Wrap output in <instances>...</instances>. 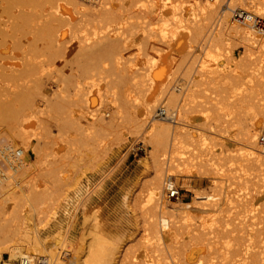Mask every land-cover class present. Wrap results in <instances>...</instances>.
Instances as JSON below:
<instances>
[{
	"label": "bare ground",
	"instance_id": "bare-ground-1",
	"mask_svg": "<svg viewBox=\"0 0 264 264\" xmlns=\"http://www.w3.org/2000/svg\"><path fill=\"white\" fill-rule=\"evenodd\" d=\"M238 7L246 9V15L237 17L236 13H244L237 12ZM181 12L189 16L187 22H184L185 25L182 15L178 16ZM167 16L173 17V22L169 17L173 25L178 23L172 27L175 29H172L173 31L178 27L184 30L193 28V32L189 30L187 33L185 41L196 44L202 41V51L207 56L203 60L199 58L197 61L200 63H194L193 66L191 64L194 61L188 63L192 67L199 65L194 67L193 71L196 73L193 75H209L205 78V84L217 79L212 90L220 91L227 87L225 92L228 94L226 101H229V105L222 106L226 111L220 112L223 109H217L223 104L220 99L221 104L216 105L210 115V121L213 123L209 121L203 126L205 129L211 128L212 125V128L217 127L220 130L227 128L231 132L237 131L239 137L233 135L232 137H236L231 139L228 145L219 142L216 145L218 138H214V141L213 136H209L210 133L205 129L198 130L199 133H194L191 127L186 129L188 126L184 121L187 116L185 107L189 96L184 95L183 90L184 86H187L184 83L185 77L190 78V74H187L188 68L184 69L188 64L183 66L181 77H176L171 83L173 80L170 79L175 77L172 75L177 72L178 66L182 67L184 64L179 59L182 56L178 57L179 65L174 66V71L172 65L175 58L172 56L174 59H167L164 67L166 70L162 71V75L159 74L160 77L157 76L156 80L149 81L150 68L160 65L157 53H162L168 48H162V51L161 48L160 51L157 49L158 52H154L152 56L146 55L149 67L143 74L144 79L135 81L131 75L132 83L127 86L136 96L127 97L124 102L122 98L119 101L116 93L112 92L106 97V94L103 96L104 92L100 94L101 90L96 89L99 91V104L106 105L104 114L111 115L110 120L108 118L107 122L104 121V117L97 115L99 106H96V111H92L93 107L91 112L85 114L87 127L83 128L81 125L84 130L77 134L81 136V140L80 136H77L79 140L70 137L76 143L92 141L93 145L96 144L98 132V135L100 132L112 134L115 142L125 140L127 135L141 138L139 141H143L147 146L145 172L140 175V180L138 179L142 181L140 192L143 193L135 194L130 201L137 209L141 201L136 203L143 199L138 208L141 209L142 216L144 214L141 220L143 224L140 222L141 228L136 224L137 228L126 236L121 232L112 235L101 233L96 224L89 225L81 234L79 232L80 238H68V231L74 228L75 214L80 208H85L84 197L90 192L86 189L81 192V186L73 183L77 187L73 196L67 198V191L60 188L58 180H65L63 169H67V141H70L67 135L80 125V117L84 114L80 109L84 105V110L88 108L86 105L90 100L91 89L97 88V74L108 72L113 77L116 75L113 73H118L120 81L123 82L129 78L125 71L132 67L124 65L127 55L124 57L123 52L126 46L123 45V48L120 43L135 42L134 50L142 53V48L148 43L145 38L150 37L149 33H143L145 30H142L147 28L146 30L150 31V24L160 20L169 23L165 18ZM165 25L167 27L170 24ZM188 25L191 27H186ZM115 28L119 31L112 32ZM163 29L167 33V28ZM162 35L163 33L160 37ZM229 39H239L245 43L242 46L246 54L241 52L244 57L234 63L235 65H232L230 60L229 65L221 58L209 56L214 50L222 48V45L227 49H224L225 53H228ZM164 44L165 42L162 45ZM153 47L152 50L155 49ZM148 49L150 51L149 46ZM256 52H260L259 56L262 58L264 0H0V257L7 253L12 260L26 257L33 262L38 260V264H159L158 256L167 255L172 260L176 259L174 264H188L183 263L184 259H179L180 255V258L185 256L186 245L198 250L199 260L204 256L205 260L207 256L206 260L213 259L214 264H264V233L261 234L264 228V55L262 59H257L254 54ZM251 55L255 57L251 58ZM171 69L174 72L171 73ZM191 69L190 67V73ZM103 74L105 77L106 73ZM107 78L105 82L110 79ZM198 78H190V81L195 85L201 77ZM115 81L113 83L110 79L107 83L125 86L123 82L120 84ZM105 82L104 87H109ZM154 82L157 85H153ZM49 83H54L53 91H49ZM208 89L203 88V91ZM106 90L104 91L107 92ZM116 90L118 91L117 88ZM193 91L191 95L194 94ZM222 92L223 90L215 94L222 95ZM196 93L198 94V91ZM120 94L118 96L122 97ZM224 98L226 99V96H223ZM217 99L218 97L216 100L212 97L215 102ZM242 107L254 112L251 114L259 118V125L249 119L246 111L244 115L240 113ZM204 109L206 110V107ZM237 109L240 110L238 113ZM205 110L203 112L202 109V112L205 113ZM193 111L195 108H192ZM156 117H165L167 120H158ZM83 119L85 121L84 117ZM91 125H94L96 130L89 133L87 130ZM76 133H72V136H76ZM102 137L105 138L103 135ZM181 142L185 146L184 149H189L192 154L197 150L200 155L195 156V160H188L185 154V157L183 154H175L174 149L176 151L178 147L180 150L181 144L178 145ZM108 145L106 147L109 148L110 144ZM97 146L99 151L102 146ZM90 147L87 149L88 153L92 152ZM214 147L215 151L212 149ZM103 148L101 152H104ZM29 151L34 157L32 162ZM202 152L205 156L208 155V159L199 158ZM227 159L236 163L237 167L224 168L222 164L217 163L218 160ZM54 165H57L56 170ZM185 166L191 167L190 169L199 168L212 176V190L210 187L209 189L213 191L210 192L213 202L208 207L199 203L201 195L196 192L189 203L179 200V192L174 187L175 178L178 173L183 172L181 169ZM57 168L62 170V176ZM242 189L244 192L247 190L245 195ZM171 191H177V195L171 197ZM240 191L242 194H239ZM249 191L251 193H248ZM250 194L256 195L254 203L248 202L251 201ZM168 196L175 198V201L169 200ZM72 197L76 202L74 218L64 225L65 227L60 228L58 224H61L62 220L60 223L56 220L57 214L60 211L62 215L67 216V203L70 206ZM6 203H10L9 210H6ZM247 208L251 210L249 217L253 218V222L248 221L253 228L249 227L251 225L248 227L252 230H255L256 226L258 228V225L262 227L257 229H260V232L255 230L257 235L252 234L247 236L248 238L245 236L244 240L248 239L250 242L246 249L242 250L238 242L243 236L240 237L237 232H243L246 225V220L241 221V214L245 215L242 211ZM81 213L84 218H89L84 211ZM210 213H216L209 216V219H212L209 220L210 224L206 225L205 220L196 224V218L201 220ZM234 215L236 220L241 217L238 222L232 219ZM86 221L87 219L83 223ZM232 221L233 224L236 222L233 231H236L237 237L229 229L231 226L228 228ZM50 227L55 228V231L43 235L41 239L39 231ZM62 228L64 229L60 231ZM235 237L237 239L232 245L231 239ZM182 246L184 253L179 254V247ZM152 252L157 254L153 255Z\"/></svg>",
	"mask_w": 264,
	"mask_h": 264
},
{
	"label": "rangeland",
	"instance_id": "rangeland-1",
	"mask_svg": "<svg viewBox=\"0 0 264 264\" xmlns=\"http://www.w3.org/2000/svg\"><path fill=\"white\" fill-rule=\"evenodd\" d=\"M186 5V4H185ZM188 7L190 8L191 6L190 5H188ZM245 10L246 9H243V8H240V7H238L237 8V12H244L245 13ZM191 11V10H190ZM195 13V12H194ZM180 15H182V20H184L183 21V25H185L184 24V22L186 21L187 22V20H188V17L189 16H185L186 15V13H184V12H181V14H179L178 16H180ZM170 16H171V14H170ZM170 16H167V17H165L166 18V21H169V23H165V22H162V20H160L161 22H162V24H160L161 22L160 21H157V23L156 22H153V23H151L150 24V26L148 27V29H150V31L151 30H154V35H153V33H152V31H151V33H152V36H151V33H150V31L149 30H146L147 28H142L143 30L142 31H144L143 33H149L150 35H148V36H150V37H147V38H145L146 40H147V46L145 45V48L143 47L142 49H143V52L141 53V52H139L137 49L136 50H134V44H135V42H133V43H129V42H127V43H120V45L123 47V48H125V46H126V50L123 52V54H124V57L126 56V58H125V60H124V65H126V67H128V66H130V67H132V68H127V70L125 71V73L127 72V76L129 75V78H127V80L129 81V79H130V81H129V83H128V81L126 80L125 82H123V81H120V76H118V73H113V75H115V76H113L112 77V75H111V73L109 74L108 72H104V74L106 73H108L107 74V76H106V74H105V77L107 78V77H112V78H110L111 80H112V82L114 83V79H116L117 78V80L116 81H119L120 82V84L123 82L124 83V87H123V84H121V85H118V84H115V86L113 85V83H107V82H110V79L109 78H107V79H109V81H107L106 80V82H105V77L104 76H102V72H101V75L100 74H97V76H99V78H98V80L96 81V82H98L97 83V88L96 87H93L92 89H91V92H90V94H89V96H90V100H89V102H88V105H86L88 108H87V110H89V111H87V110H84L83 108H84V106H83V108H81V109H83V110H81L80 109V111L83 113L84 112V114L82 115V118L80 117V125H78L77 126V128H76V132L75 131H73V132H70L68 135H67V139H69L70 141H67V169H65V171H64V169H63V173H64V179L65 180H58V183H59V185L61 186L60 188L62 189V190H66L67 191V198H70V195H72L73 196V194H74V191H75V189H76V187H77V185H80L81 186V192L83 191V189H86V190H89V192L90 193H88L87 194V196H85L84 197V204H85V208L82 210L81 208H80V210H79V212H76V214H75V218H74V213H75V204H76V202H75V198H73L72 197V199H71V203H70V206H68V203H67V216H64V215H62V213L59 211V213L58 214H60V215H58L57 214V218H56V220L57 221H59V223H60V221L62 220V222H61V224H58V226H60V228L61 227H65L64 225H66V224H68L69 222H70V220L71 219H73L74 218V228H73V230H70V231H68V238H73V237H75V238H80V234L82 233V231L84 230L85 231V229L87 228V227H89V225L91 226H93V225H97L96 227H97V229L101 232V233H107L108 235H112V234H115V233H124V235L126 236L128 233H130V232H132V231H134L136 228H137V225H138V227H140L141 228V225L143 224L142 222H141V220L144 218L143 216H144V214H143V216H142V214H141V209L140 210H138V208L142 205V200L143 199H139L138 200V202L136 203V204H138L140 201V203H141V205H140V203H139V207L136 209V207H134L133 206V204L131 203V201H132V196H135V194H139L140 195V193L142 194L143 192H140V190H141V188H142V181H139L140 180V175H142L144 172H145V167H144V163L146 162V158H147V146L145 145V144H143L144 142L143 141H139V139L141 140V138L140 137H136V136H132V135H127L126 136V139L124 140H120V141H116L115 142V139H113L114 137H113V135L112 134H108V133H101L100 132V135H98V133L97 132H95V133H97V139H95L96 140V144L95 145H93L92 144V141H87V142H85V143H76V142H74V141H72V139L75 137L76 139H78L79 140V138H80V140H81V136L80 135H77V134H80V132L79 131H83L84 129H82V126H83V128H86L87 127V115H85V114H87V112L89 113V112H91V109H92V111L96 108V106H99V107H97V109L99 110L100 108H102V107H104V108H102L103 109V111L101 112V109L99 110V112H98V110H97V115H99V116H102V117H104V121H108V118L111 116V115H109L108 116V113H106V114H104V112H105V110H107V108L105 107L106 105H104V103H102V105L100 106V104H99V99H97V97H98V94H99V91L101 90V93L100 94H103V92H104V94H103V96H105V94H106V97H107V95H110L112 92L113 93H116V95L118 94H120V95H122V97L121 96H118L117 95V98L119 99V101L121 100V98H122V101H126V99H127V97H131L132 96V98L133 97H135L136 96V94L135 93H133V91L132 90H128V88H127V86H129V84H131L132 83V80H131V75H133V78L135 79V81H137V80H142V79H144L143 78V74L144 73H146L147 72V67H149V65H148V63H146V57L147 56H149V55H153V54H155L154 52H158V51H160V48H161V51L163 50L162 48H164V49H167V50H163L162 51V53L161 52H159V54L157 53V55H158V57H159V62H158V64H160L159 65V67H158V65H155V66H157L156 68L155 67H151L150 68V73H149V75H150V79H149V81H151L152 79L154 80H156L157 79V76L158 77H160L161 75H162V71H164V67H165V64H166V62L168 61V60H170V59H174V63H173V70L174 71H176V69H174V68H176L177 66L176 65H179V62H178V60L180 59V61L182 62V67H179L178 66V70H177V72L176 73H179V74H176L172 69V71H171V73L172 72H174V74L172 75V76H175L174 78L172 77H170L171 79V83H173L174 82V80H176L177 78H179V77H181V74L180 73H182V69H183V66L185 67L186 66V64H191L190 62H193V64H191L192 66L193 65H195L194 63H196V64H198V63H200V61H197L199 58V60H203V59H205V57L207 56V54H205L203 51H202V46H201V43H202V41L199 43V44H196V43H194V42H192V43H190L188 40H186L185 41V39H186V36H187V33L189 32V30H190V28H189V26L191 27V25H188V26H186V27H188L189 29H186V30H184L182 27H176L177 29H176V31H173V30H175V29H173L172 27L173 26H175L176 24H178V23H176L175 25H173L172 24V22H173V17H170ZM169 17H170V20L172 21V22H170V20H169ZM164 18V19H165ZM172 18V19H171ZM160 22V23H159ZM156 23V24H155ZM238 23V22H237ZM154 24V25H153ZM163 24H164V26H163ZM165 24H170L169 26L167 25V27H166V25ZM182 24V23H181ZM172 25V26H171ZM182 25V26H183ZM163 28H167V29H169V27L171 28V29H169V30H167L166 29V31H167V33L166 32H164L165 31V29H163ZM145 27V26H144ZM158 27H160L161 28V31H160V28H158ZM158 28V29H157ZM118 28H115V30H113L112 32H117V31H119V29L117 30ZM156 29V30H155ZM173 29V30H172ZM156 31V32H155ZM159 33H158V32ZM190 31H192L193 32V28L190 30ZM139 32V31H138ZM181 32V33H180ZM158 33V34H157ZM161 33H163V35H162V37H160V35H161ZM168 33H169V35H168ZM176 33H178V34H176ZM166 35H168L167 37H166ZM135 36V35H134ZM132 38H134V37H132ZM164 38V39H163ZM230 40V41H229ZM227 42L228 43H230V44H232V45H228V48H229V50H228V53H225V51H227V49L224 47V45H222L223 47L222 48H219V49H217V50H214V53L213 52H211L210 54H209V56H211V57H217V58H221V59H223L224 60V62H226L227 61V63L230 65V63L232 64V65H235L237 62H238V60L240 59V58H242V56L244 57V53L246 54V52H244V48H243V46H244V44L245 43H243V42H241V40H239V39H229ZM129 41V40H128ZM154 41H156L157 43H155ZM234 41V42H233ZM162 42V43H161ZM163 42H165V44H167V46L164 44V45H162L163 44ZM204 42V41H203ZM168 43H170L169 45H168ZM234 43V44H233ZM194 44H196V45H194ZM123 45H125V46H123ZM153 47V48H155L154 50H152L151 48V46ZM243 45V46H242ZM132 46H133V48H132ZM148 46L150 47V51H149V49H148ZM155 46H159L158 48L157 47H155ZM169 46V47H168ZM166 47V48H165ZM193 47V48H192ZM128 48V49H127ZM137 48V47H136ZM199 48V49H198ZM231 48V49H230ZM157 49H158V51H157ZM194 49V50H193ZM224 49H225V51H224ZM223 50V51H222ZM242 50V51H241ZM147 51V52H146ZM219 51V52H218ZM153 52V53H152ZM241 52H244L243 54L241 53ZM145 53H147V54H145ZM184 53V55H182ZM231 53V54H230ZM145 54V56H143ZM189 54V55H188ZM193 54V55H192ZM197 54H199V55H197ZM242 54V55H241ZM255 54V56L254 55H251L250 57L251 58H253V57H255V58H257V59H262L263 58V55H264V53L262 52V58L260 57L261 56V54H260V52L259 53H254ZM259 54H260V56H259ZM133 55V56H132ZM147 55V56H146ZM170 55H171V58H169L170 57ZM192 55V56H191ZM232 55V56H231ZM239 55V56H238ZM129 56V57H128ZM139 56V57H138ZM141 56V57H140ZM150 56V57H151ZM169 56V57H168ZM174 58H173V57ZM180 56H182L181 58H179L178 59V57H180ZM190 57V59H189V57ZM199 56V57H198ZM136 57V58H135ZM149 57V58H150ZM185 57H186V59L187 60H185ZM259 57V58H258ZM134 58V59H133ZM192 58V59H191ZM226 58H227V60H226ZM238 58V59H237ZM254 58V59H255ZM133 59V60H132ZM145 59V60H144ZM168 59V60H167ZM185 61V62H183V60ZM232 59V60H231ZM234 59H236V60H234ZM166 60V61H165ZM189 60V61H188ZM229 60H230V63H229ZM181 62H180V64H181ZM233 62V63H232ZM262 62H264V61H262ZM176 63V64H175ZM235 63V64H234ZM188 64V65H189ZM187 65V66H188ZM191 65H189L188 67L186 66L184 69H186V68H188L187 69V74H190L189 76H190V78L191 79H193L194 77L195 78H197V77H201L199 80L200 81H202L201 83H200V81L198 80L197 82H199V83H197L196 82V84L194 85L191 81V79L187 76V77H185V79H188V80H185L184 79V83H186L187 84V86H184V92H185V94H184V92H183V94L184 95H188L189 97V99H188V102L190 101V103H188L187 102V106L185 107V110H186V119H184V121L185 122H187V123H185L188 127L186 128V129H189V127H191L193 130H194V133H199V131L198 130H204L205 129V127L203 126L205 123H207V122H209L210 121V115H211V112H212V110H215V106L217 105L218 106V104H221V102L223 103L222 105H219L218 107H217V109H223V110H220V112L221 111H226L225 110V108H223V107H226L227 105H229V104H227V103H229V101H226V100H228V94H227V92H225V90H226V88L227 87H225V89H221L220 91H219V89H218V91L217 90H212L211 88H215L214 87V82H216L217 81V79H215V80H213V81H211V83H209V84H205L206 83V81H205V78H207V76H209V75H204V77L203 76H195V75H193L194 73H196V71H193L194 70V67H199V65H196V66H194V67H192ZM171 66V67H172ZM174 66H176V67H174ZM181 66V65H180ZM190 67L192 68L191 69V73H190ZM160 69V70H159ZM183 69V70H184ZM197 69V68H196ZM166 70V69H165ZM179 70H180V72H179ZM229 70V69H228ZM128 71H129V73H128ZM154 71H156L157 73L155 74V72ZM192 71H193V73H192ZM125 73H124V75H125ZM132 73V74H131ZM103 74V75H104ZM137 74V76H135ZM155 74V75H154ZM159 74H160V76H159ZM165 74V73H164ZM183 74V73H182ZM109 75V76H108ZM101 76V77H100ZM117 76V77H116ZM156 77V78H155ZM177 77V78H176ZM103 78V79H102ZM100 79H102V81H100L99 82V80ZM152 80V81H153ZM115 81V83H117ZM187 81V82H186ZM104 82L106 83V85L107 86H109V87H111L110 89H111V91H110V89H109V87H104ZM189 82V83H188ZM155 84H153V85H157V83L156 82H154ZM202 84V85H201ZM200 85V86H199ZM206 85V86H205ZM117 86V87H116ZM188 86H190V87H188ZM194 86V87H193ZM198 87V88H196V87ZM208 86V87H207ZM211 86V87H210ZM213 86V87H212ZM48 87H49V91H53L54 89H55V85H54V83H49V85H48ZM119 87H121V88H119ZM123 87V88H122ZM209 88L208 90L209 91H211V92H209L208 90H204L203 91V88L204 89H207V88ZM105 88V89H104ZM116 88L118 89V91H123V92H118L117 90H116ZM197 90H196V89ZM96 89H98L99 91L97 92L96 91ZM107 89V90H106ZM113 89H115V90H113ZM156 89H157V86H155L154 87V90L156 91ZM187 91H186V90ZM190 89V90H189ZM195 89V90H194ZM104 90H106L107 92H105ZM127 90V91H126ZM188 90L190 91V92H188ZM194 90V91H193ZM223 90V94L221 95L220 93H221V91ZM154 91V92H155ZM192 91L194 92V94H190V93H192ZM198 91V94L196 93V92ZM202 91V92H201ZM209 93H208V92ZM217 93V92H220L219 94H215V92ZM109 92V93H108ZM187 92V93H186ZM201 92V93H200ZM212 92H214L213 94H215V95H213L212 94ZM97 93V94H96ZM125 93H126V96H125ZM199 93H200V95H199ZM206 93H208V95L206 96ZM210 93H211V95H210ZM133 94V95H132ZM97 95V96H96ZM128 95V96H127ZM135 95V96H134ZM141 95V94H140ZM199 95V96H198ZM219 95V96H218ZM215 96V97H214ZM221 96V97H220ZM223 96H226V99L224 98L223 99ZM124 97H126L125 99H123ZM206 97V98H205ZM209 97V98H208ZM211 97V98H210ZM212 97H213V99L214 100H216V98L218 97V99H217V102H215L214 100H212ZM191 98V99H190ZM194 98V99H193ZM204 98V99H203ZM199 101V103H197L198 101ZM220 99H222L221 100V102H220ZM192 100H194V101H192ZM209 100V101H208ZM229 100H231L230 98H229ZM104 101V100H103ZM107 101V100H106ZM131 101V100H130ZM192 101V102H191ZM197 101V102H196ZM203 101V102H202ZM208 101V102H207ZM226 101V102H225ZM97 102H98V104H97ZM102 102V101H101ZM116 102H117V100H116ZM123 102V103H124ZM204 105H202L201 103ZM211 102V103H210ZM219 102V103H218ZM191 103H196V105H193V104H191ZM121 104H122V102H121ZM197 104H200V105H197ZM247 104H249V103H247ZM104 105V106H103ZM126 105V104H125ZM212 105H214V106H212ZM82 106V105H81ZM223 106V107H222ZM235 106V105H234ZM189 107V108H188ZM190 107H192L193 108V110H194V108H195V111H193L192 112V108H190ZM206 107V110L204 109ZM207 108L208 109H211L210 111L209 110H207ZM233 108H235L236 109V107H233ZM105 109V110H104ZM156 109V108H155ZM202 109H203V112H204V110H205V113H203L202 112ZM239 109H241V107L239 108ZM239 109H237L238 111H236L237 113L240 111ZM189 110H190V112H189ZM243 110V111H242ZM242 110H241V112L240 113H242L243 115H244V111H246V113H247V115H248V117H249V119L252 121V122H257V125H259V123H258V120H259V118L257 119V117L256 116H254V114H251V113H254L252 110L250 111V109L248 110L246 107L244 108V107H242ZM248 110V111H247ZM95 111H96V109H95ZM206 111H208V112H206ZM86 112V113H85ZM191 112H192V114H191ZM235 112V113H236ZM188 113H189V115H188ZM225 113H227V112H225ZM245 113V114H246ZM251 115H250V114ZM101 114V115H100ZM202 114H204V115H206V117H203L204 115H202ZM208 114V115H207ZM223 114V113H222ZM241 114V115H242ZM105 115V116H104ZM242 115V116H243ZM250 116H252V117H250ZM83 117L85 118V121H84V119H83ZM158 118V120H163V121H166L167 119L165 118V117H163V118H161V117H156L155 119H157ZM207 118V119H206ZM214 118V117H213ZM212 118V119H213ZM83 119V120H82ZM165 119V120H164ZM205 119V120H204ZM209 119V120H208ZM109 120H110V118H109ZM120 119H118V121H119ZM81 121H82V123H81ZM251 121H247V123H249V122H251ZM210 123H213L212 122V120L210 121ZM199 124V125H198ZM82 125V126H81ZM81 126V127H80ZM80 129H79V128ZM202 127V128H201ZM204 127V128H203ZM214 127H215V124H214ZM89 128V130H87L89 133L91 132H93V131H95L96 130V127L93 125H91V126H89L88 127ZM200 128V129H199ZM208 127H206V129H205V131H207V133H210L209 134V136L210 135H212L213 136V140L214 141H216L217 140V138H218V141L216 142V145H217V143L219 142V143H221V144H225V145H228V144H230L229 142H230V140L231 139H233V138H235L236 136L237 137H239V134H238V132L236 131V132H231L229 129H225V130H220L219 128H217V127H215V128H212V125H211V128H208ZM52 130H53V128H52ZM210 131V132H209ZM54 132V131H53ZM72 133H73V135H74V133H76V136H72ZM212 133V134H211ZM214 133H216L215 134V136L216 137H214ZM105 137V138H103L102 137V135ZM233 135H236V136H234V137H232ZM77 136L79 137V138H77ZM99 136V137H98ZM211 136V137H212ZM70 137H72V139H70ZM74 138V139H75ZM100 138V139H99ZM104 139V140H102V139ZM214 138H216V140L214 139ZM108 140V141H107ZM72 141V142H71ZM94 141V140H93ZM98 141V142H97ZM111 141V143H109ZM141 142V143H140ZM117 143V144H116ZM183 142H181V143H179V145L178 146H180V144H181V146L179 147V149L180 150H178V147H177V149H176V151H175V149H174V153L175 154H183V156H184V154H185V156H187L186 158L188 159V160H191L192 158L195 160V156H199L200 155V153L199 152H197V150L196 151H193V154H192V151H190L189 149H187V148H185L184 149V147L185 146H183V144H182ZM218 143V144H219ZM91 144H92V147L95 149V151H94V149L93 148H91L90 146H91ZM102 144V145H101ZM105 144V145H104ZM108 144H110V147L108 148V147H106ZM97 145H99V147H101V149H99V151H98V146ZM101 145V146H100ZM103 145H104V148H103ZM109 146V145H108ZM210 146V145H209ZM91 148L90 149V152L92 151L94 154H92V152L91 153H88V151H87V149L88 148ZM96 147V148H95ZM102 148L104 149L103 151L104 152H101L102 151ZM107 150H106V149ZM214 151H215V147L214 148H212ZM101 150V151H100ZM105 150H106V152H105ZM179 151V153H178V151ZM191 152V154H190V152ZM185 151H187V152H185ZM181 152V153H180ZM182 152H184V153H182ZM189 152V153H188ZM182 156V155H181ZM184 156V157H185ZM29 158H30V161L32 162L33 160H34V157H33V155H32V153H31V151H29ZM199 158H202V159H205V158H207L208 159V155L207 156H205L204 155V153L202 152L201 153V157H199ZM198 158V159H199ZM194 162V161H193ZM217 163H219V164H222V166L224 167V168H230V169H234L235 167H237V164L236 163H234L233 161H229L228 159L227 160H218L217 161ZM232 163V165H230ZM208 164H209V162H208ZM56 167H57V165H54V169L56 170ZM191 167H186L185 166V168L184 169H181L183 172L182 173H178L177 174V176H176V178H175V184H174V187L179 191V200L181 201V202H183V203H189V202H191L192 200H193V197L195 196L194 195V193L196 192V193H200V202L199 203H201L202 204V206H206V207H208L209 206V204H211L212 202H213V197L210 195V192L211 193H213V191H211L212 190V188H211V186H212V184H211V177H210V174L209 175H207L206 173L207 172H203L202 170H200L199 168H194V169H196V170H194V169H190ZM54 169H52V170H54ZM45 170V169H44ZM47 170V169H46ZM55 170H54V172H55ZM57 170H58V172L59 171H61V172H59L60 174L59 175H61L62 176V170H60V169H58L57 168ZM48 171V170H47ZM48 172H52V171H48ZM57 172V171H56ZM55 172V173H56ZM57 172V173H58ZM139 179V180H138ZM139 182L141 183V184H139ZM73 183H77V185H74ZM65 184V185H64ZM140 186V188L138 189L137 187H139ZM134 186H136V187H134ZM209 187H210V189H209ZM138 189V190H137ZM128 190V191H127ZM47 191H49V190H47ZM133 191V192H132ZM136 191V192H135ZM137 191H139V192H137ZM242 191V193H243V195H245L244 193H246L247 192V190H245V192H244V190L242 189L241 190ZM241 191H240V193L239 194H242L241 193ZM135 192V193H134ZM127 195H126V194ZM129 193V194H128ZM248 193H251V191H249ZM254 193V192H253ZM125 194V196H123ZM137 194V195H138ZM129 195V196H128ZM124 198H122V197ZM127 196V197H126ZM254 196V197H253ZM256 195L255 194H250L249 195V197H251L250 199H251V201H248L249 203L251 202L252 203V201H253V203L256 201V197H255ZM79 197V196H78ZM129 197V198H128ZM169 197V196H168ZM140 198V197H139ZM131 200V201H130ZM169 200H171V201H175V198H170L169 197ZM126 203H125V202ZM130 203H128V202ZM7 205H5L6 206V210H9L10 209V203H6ZM125 206H124V205ZM128 204V205H127ZM132 204V205H131ZM130 205V206H129ZM127 206H129V208L127 209ZM131 206H132V208H131ZM199 206V205H198ZM123 208V209H122ZM130 209V210H129ZM135 209V210H134ZM138 210V211H137ZM81 211H84L86 214H87V216L89 217V218H84V216H83V214L81 213ZM132 211V212H131ZM140 211V212H139ZM134 212V213H133ZM136 212V213H135ZM242 213H244L245 215H242L241 214V216H242V219H241V221L243 220V221H245V224L247 225V223H248V225H247V230H246V225L244 226V228H245V231H244V228H243V232L245 233H243V232H237V234L238 235H241L240 237H242L240 240H239V242H238V244L241 246V249L243 250H245L246 248V246L249 244V240L248 239H246V241L244 240V238H246L247 236H251L252 234L255 236V235H257V232L256 231H258V232H260L259 230L261 229L260 228V226L262 227V225H258V228H260L259 230H257L258 228H257V226L256 227H254L255 228V230L253 229H251V228H253L252 227V225L249 223V222H253V218H251V217H249V215H251L250 213H251V210L250 209H248L247 208V210L246 211H242ZM85 214V215H86ZM216 213H214L213 215H215ZM248 216H247V215ZM62 215V216H61ZM91 215V216H90ZM119 216V218H118V216ZM120 215H121V217H120ZM212 214L210 213L209 215H206V216H204L203 217V219H198L197 220V218H196V224H198V223H202V221L203 222H205L206 221V225H208V224H210V222H209V220L211 221L212 219H209V216H211ZM212 215V216H213ZM132 216H134V217H132ZM230 216V215H229ZM243 216H244V218H243ZM246 216V217H245ZM95 219H94V218ZM139 218V220L137 221L136 220V218ZM206 217L208 218L207 220H206ZM232 217V216H231ZM230 217V218H231ZM237 217V216H236ZM133 218H135V219H133ZM141 218V219H140ZM205 218V219H204ZM221 218V217H220ZM235 219V215H234V217H232V219ZM241 218V217H240ZM239 217L237 218V220L235 219V221H237L238 222V220L240 219ZM246 218V219H245ZM87 219V221L86 222H84L83 223V221L84 220H86ZM135 220H136V222H135ZM205 220V221H204ZM218 220H221V219H219L218 218ZM250 220V221H249ZM67 221V222H66ZM95 221H96V223H95ZM234 221V220H233ZM233 221H232V224L231 225H229L228 226V228L229 229H231L232 231H233V225L236 223H234L233 224ZM249 221V222H248ZM135 222V223H134ZM140 222L142 223V224H140ZM244 223V222H243ZM137 224V225H136ZM249 225H251V226H249ZM130 226V227H129ZM136 226V227H135ZM251 227V228H249V227ZM241 228H242V226H241ZM64 228H62V229H60V231L61 230H63ZM238 230V229H237ZM53 231H55V228H52V227H50V228H47L46 230H40L39 231V237L42 239L43 237V235H48V234H50V233H52ZM126 231V232H125ZM247 231V232H246ZM79 232H80V234H79ZM231 232V231H230ZM234 232V231H233ZM256 232V233H255ZM232 233V232H231ZM235 233V236L237 237L238 235H236V231L234 232ZM234 233H232L233 235H234ZM239 233H241V234H239ZM264 233V228H262V231H261V234H263ZM228 234V233H227ZM243 234V235H242ZM258 234H260V233H258ZM246 236V237H245ZM234 238L233 240L231 239V244L233 245V243L235 242V240L237 239V238ZM248 238V237H247ZM251 238V237H250ZM222 240V239H221ZM223 241V240H222ZM244 241V243H242ZM235 244V243H234ZM236 244H237V241H236ZM244 244V245H243ZM238 245V246H239ZM188 246V245H187ZM240 246H239V248H240ZM243 247V248H242ZM182 248V249H181ZM179 247V254H182V253H184L183 251V246L182 247ZM184 248H188V250H186L185 249V251H186V254H185V256L184 255H182V258H180V256H179V259H180V261H182L183 259H184V261H183V263H190V262H192V264H214V263H212L213 262V259H211V260H206V259H208L207 258V256H206V259L205 260H203L204 258H205V256L203 257V259H198L197 258V256H198V250H196L195 248H192V247H186V245H185V247ZM180 251H181V253H180ZM191 252V254H190V252ZM156 252H152V254L154 255ZM157 254V253H156ZM155 254V255H156ZM178 254V255H179ZM9 255L7 254V253H5V254H2L1 255V257H0V261H1V259H5L6 257H8ZM184 256V257H183ZM158 257H160V258H158ZM157 258H158V263L159 264H163V262H164V264H174L175 262H176V259L175 260H172V258L171 257H169V256H167V255H165V256H163V255H161V256H158ZM199 257V256H198ZM209 257V256H208ZM164 258H166L165 259V261H164ZM169 258V259H168ZM170 258H171V260H170ZM161 260V261H160ZM199 260V261H198ZM160 261V262H159ZM163 261V262H162ZM170 261V263H168ZM171 261H173V262H171ZM180 261H178V262H180ZM166 262V263H165ZM214 262H215V260H214Z\"/></svg>",
	"mask_w": 264,
	"mask_h": 264
},
{
	"label": "built area",
	"instance_id": "built-area-1",
	"mask_svg": "<svg viewBox=\"0 0 264 264\" xmlns=\"http://www.w3.org/2000/svg\"><path fill=\"white\" fill-rule=\"evenodd\" d=\"M244 15H246V13H236L237 17L238 16L241 17V16H244ZM176 195H177V191H174V192L171 191V193H170L171 197H175ZM36 263L38 264L39 261L37 260V261L33 262L31 260L26 259V257H23L22 259H19V260L16 261V260L10 259L9 256L6 257L5 259H1V261H0V264H36Z\"/></svg>",
	"mask_w": 264,
	"mask_h": 264
}]
</instances>
